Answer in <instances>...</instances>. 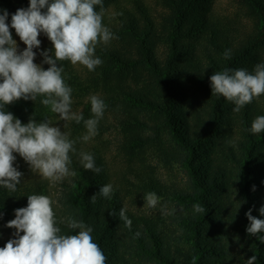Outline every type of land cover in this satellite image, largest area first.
Listing matches in <instances>:
<instances>
[{"label": "trees", "instance_id": "obj_1", "mask_svg": "<svg viewBox=\"0 0 264 264\" xmlns=\"http://www.w3.org/2000/svg\"><path fill=\"white\" fill-rule=\"evenodd\" d=\"M212 2L155 0L158 6L155 12L145 0H102L103 24L118 38L107 45H97L95 55L102 64L89 71L90 82L99 88L106 105L148 110L155 115L160 125L172 134L173 154L164 150V157L186 163L193 186L192 190H186L130 170L139 191L154 192L189 210L187 214L174 212L170 217L178 233V245L170 248L153 219L137 216L124 207L123 186L115 184L103 158L92 150L90 154L102 170L100 173L86 170L80 162L81 152L75 147L76 152L69 154V169L76 175L59 182L60 196L56 205L52 203L53 211L61 234L79 231L59 223L69 217L91 227L93 241L106 256V264H147V261L246 264L253 255L256 264H264V243L246 232L249 221L245 215L251 209L252 216L264 219L259 213L264 206V154H260L264 149V132L249 131L252 121L264 115V95L234 112L233 103L211 94L209 79L226 68L246 69L251 73L260 63L261 53L264 55V0H236L247 24L237 37L233 36L236 30L229 33L211 16ZM10 8L11 0H0V11L9 14L8 24ZM96 10L100 12L101 6H96ZM160 45L166 49L164 58L157 55ZM202 45L205 61L194 54L195 47ZM226 51L230 52L229 58H225ZM61 63L62 75L68 79L65 82L75 85L70 62ZM42 66L44 70L49 67L44 63ZM200 92L208 100L205 116L194 105ZM40 99L34 102L21 99L7 105L5 110L26 124L34 112L45 108ZM189 104L194 109L191 113L186 110ZM128 118L142 125L131 112ZM73 123L75 131L84 126L83 121ZM125 128L128 129L124 136L125 149L143 145L138 127L126 122ZM228 129H237L238 136L225 145L224 153L220 149L216 153L213 150L216 140ZM226 160L237 172L233 176V170L227 172L224 179L223 170L216 162L227 166ZM107 184L113 188L110 198L99 194V189ZM32 194L40 195V189L21 188V182L15 192L0 187V213L9 219L5 211L15 215L16 209L27 206V196ZM95 194L93 203L90 198ZM196 204L205 211L195 212ZM121 208L126 209V216L132 221L130 229L119 219ZM113 211L114 216L110 215ZM220 223L223 230L218 229ZM15 231L14 228L9 231L7 241L15 238ZM137 232L139 236L135 235ZM232 233L241 236L244 247L241 256L219 246V240L230 238ZM1 243L0 234V246Z\"/></svg>", "mask_w": 264, "mask_h": 264}, {"label": "clouds", "instance_id": "obj_2", "mask_svg": "<svg viewBox=\"0 0 264 264\" xmlns=\"http://www.w3.org/2000/svg\"><path fill=\"white\" fill-rule=\"evenodd\" d=\"M98 5L100 12L96 10ZM8 15L6 10L0 11V187L15 192L23 174L14 167V153L32 172L55 184L76 175L69 169V154L76 152V141L47 119L37 122L30 118L25 124L5 107L21 99L34 102L41 97L40 103L57 114L59 120L77 124L83 121L86 134L80 139L87 142L97 135V125L106 105L92 95L89 97L91 118L85 119L82 113L73 112L72 89L65 83L61 62L68 61L73 66L94 71L102 64L95 55L97 45H107L118 37L103 24L102 0H29L27 9H17L11 16L10 25L6 23ZM10 28L25 45L22 51L18 52ZM41 33L52 45L51 49L40 53L42 63L49 66L47 70L34 63L36 53L33 49L40 47L38 36ZM229 57L230 52L226 51L225 58ZM209 79L211 94L233 103L234 112L264 95V63L255 65L251 73L246 69L226 68ZM249 131L253 134L264 132V115L252 121ZM80 162L86 170L96 173L102 170L90 153L81 152ZM112 192L111 184L99 189V194L105 198H110ZM90 199L95 203L96 194ZM144 199L150 209L156 208L159 202L154 192L146 194ZM52 203L48 196L32 194L27 196L26 207L15 210V218L6 224L16 230L15 238L0 247V264H106V256L93 241L91 227L69 217L59 223L66 224L69 230L79 231L61 234ZM193 207L197 213L205 211L199 204ZM259 213L264 216V206ZM110 215L116 213L113 211ZM245 215L249 221L246 232L264 243V235H260L264 233V219L252 216L251 209ZM119 219L125 227L131 228L132 221L126 216V209H120ZM256 259L253 255L246 264H256Z\"/></svg>", "mask_w": 264, "mask_h": 264}, {"label": "rangeland", "instance_id": "obj_3", "mask_svg": "<svg viewBox=\"0 0 264 264\" xmlns=\"http://www.w3.org/2000/svg\"><path fill=\"white\" fill-rule=\"evenodd\" d=\"M145 1L155 12H157L156 9H158V6L155 4V0ZM28 5L29 0H11V8L9 9L10 22L11 16L17 9H27ZM210 14L216 21L220 22L221 27H224L229 33H231L232 29L236 30L237 32H234V37L239 36V33H241L240 29L246 27L247 25L245 19L240 15L236 0H213ZM9 30L12 38L17 42L18 52L22 51L25 48V45L19 40V37L16 35L14 29L10 28ZM38 39L41 43L39 48L33 49L36 53L34 63L40 64L41 67H43V56H41L40 53L51 49L52 45L43 33L38 36ZM202 47H204V45L196 46L194 54L199 57L201 61H205ZM157 55L160 58H164L166 55L165 46H159L157 49ZM260 57L261 59L259 62L264 63V55L262 53ZM69 68L71 69L74 82H76L75 85L70 84L68 81L65 82L72 89L71 110L76 113H82L85 119L91 118L92 113L89 97L96 95L102 99L99 88L93 86L90 82L92 76L85 67L80 65L73 66L70 63ZM64 80L68 79L65 78ZM203 94V92L198 94L196 100L194 101V105L197 111L201 113L202 116H205L204 109L207 108L208 100ZM119 106L120 105L117 104L116 106L106 105L104 114L97 125V135L92 137L87 142L80 139L86 134L84 126L82 129L75 131L73 121L59 120L58 115L52 113L47 107H45L41 112H34L30 118L35 119L37 122H42L44 119H47L53 123V126L60 127L62 131L68 133L69 139L76 141L75 147H77L80 152L90 153L92 150H95L103 158L106 170L115 184H122L124 207L137 216L139 215L153 219L157 223L161 234L164 235L166 243L169 244L170 248H173L178 245V233L175 230V227H173L170 217L174 212L187 214L189 210L176 204L173 200L165 199L159 196V202L156 208H148L144 197L149 192L143 193L135 187L138 183L130 170H137L141 173L148 174L163 184H171L186 190H192L193 186L190 180L188 166L186 163L178 159H173L171 157L166 159L164 157V150L173 154L174 144L172 141V134L160 125L152 112L143 109L132 110L128 107L123 108ZM192 108L193 107H191L190 104L186 105V110L189 113L194 110ZM129 112H131V114L135 116V118H137L140 121L139 123L142 125L139 124L138 126L136 122L132 121L133 119H129ZM126 122L134 128L138 127V134L144 138L143 145L133 149L128 147L129 150L124 148V136H126L127 130L130 128H125ZM237 136V129L226 130L220 138H217L213 150L218 153L220 149L224 153L225 145L230 143L233 139H236ZM260 154H264V149H262ZM14 155L16 156L14 165L17 170L23 174L21 177V188H39L40 195L50 197L56 205L60 196L61 186L59 185V182L53 184L42 178L38 173L32 172L29 165L18 154L14 153ZM216 164H218L223 170L224 179L227 176V172L229 173L233 170L231 176L237 172L235 166H232L228 160H226L227 166L218 162H216ZM214 165L215 163L213 166ZM169 212L171 214H167ZM5 213H7L9 219L0 215V234L2 242L0 247L5 245L9 231L13 229L6 227L7 222L15 218L14 212L5 211ZM229 228L230 227L227 224V231H230L228 230ZM218 229H224L221 223L219 224ZM231 237L228 238L226 236L221 238L218 242L219 246L227 251L229 249L235 251L234 254L238 252L241 256V249L244 248L240 242V240H242L241 236H237L235 233H232ZM147 262V264H155L151 261Z\"/></svg>", "mask_w": 264, "mask_h": 264}]
</instances>
